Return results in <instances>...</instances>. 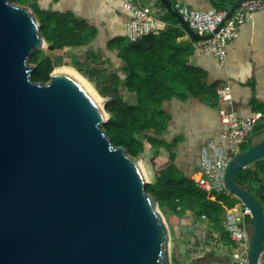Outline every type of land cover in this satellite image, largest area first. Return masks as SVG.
Wrapping results in <instances>:
<instances>
[{
    "label": "water",
    "instance_id": "obj_1",
    "mask_svg": "<svg viewBox=\"0 0 264 264\" xmlns=\"http://www.w3.org/2000/svg\"><path fill=\"white\" fill-rule=\"evenodd\" d=\"M189 38L196 34L159 0ZM45 49L33 10L0 0V264H170L169 227L135 159L114 146L108 114L79 80L52 70L34 83L29 56ZM51 50L52 47H47ZM264 157V139L232 156L224 186L248 210L246 264H264V213L233 179Z\"/></svg>",
    "mask_w": 264,
    "mask_h": 264
},
{
    "label": "trees",
    "instance_id": "obj_2",
    "mask_svg": "<svg viewBox=\"0 0 264 264\" xmlns=\"http://www.w3.org/2000/svg\"><path fill=\"white\" fill-rule=\"evenodd\" d=\"M235 1L207 0L211 8L226 12ZM155 3L162 10L159 19L165 24L158 34H146L134 43L126 37H117L107 43L106 49L114 52L120 61L118 70L105 76L108 88L99 86L93 76L94 70L88 66L98 54H84L81 64L74 52L86 48L95 39L97 31L94 25L68 11L42 10L36 4L32 10L46 48L51 46V51H71L70 66L83 75L99 95L106 98L104 109L108 118L102 128L112 144L122 147L133 159L140 157L145 144L154 146L158 152H166V161L161 166L162 176L145 184L146 192L157 202L158 209L179 219L189 212L193 222H203L209 235L216 236L217 244L231 247L233 243L224 231V215L227 209L240 205V201L230 193L211 198L191 177L183 175L176 167V141L165 143L162 139L169 120L163 109L164 102L195 98L211 103L220 86L207 83L205 72L189 63L193 52L192 39L185 38V30L167 13L159 0ZM47 51L37 49L29 56V64L34 66L31 76L34 83H47L56 66ZM98 74L100 72H95V75ZM257 124L253 133L264 128L263 123ZM252 145L245 141L239 151ZM252 166L253 162L236 171L233 179L240 185L249 184L248 191L263 208L264 176ZM245 222L251 223L249 214L245 216ZM204 257L223 264L229 260L227 254L216 256V251ZM170 260L171 264L178 262L172 256Z\"/></svg>",
    "mask_w": 264,
    "mask_h": 264
},
{
    "label": "crops",
    "instance_id": "obj_3",
    "mask_svg": "<svg viewBox=\"0 0 264 264\" xmlns=\"http://www.w3.org/2000/svg\"><path fill=\"white\" fill-rule=\"evenodd\" d=\"M34 1L39 7L43 0ZM56 1L52 0L54 4H56ZM137 1L144 4V0ZM170 1H179L198 10L211 8L207 0ZM112 6L114 7L104 6L103 9L92 14L89 19L82 18L94 25L97 31L95 39L86 47L87 51L85 54L90 52L98 54L94 47H99L102 44L106 48L110 40L117 37H126L125 23L127 14L120 6L118 7L116 4ZM94 11L96 10H92V12ZM68 12L79 17L72 11ZM102 12H106V15L102 14ZM159 26L161 28L165 26L160 19ZM185 38H188L187 34ZM188 60L190 64L201 68L205 72L207 83H215L220 87L226 84L230 86L231 107L240 116L249 117L255 113H260L261 118L258 124H264L263 13H255L251 19L246 20L238 28V36L226 47V57L223 63H220L218 58L213 55H201L194 51ZM108 87L109 84L106 83L103 88ZM219 106L220 103L217 101V97L211 103L195 98H187L182 101L171 99L163 103V109L169 116V120L162 133V139L165 143L176 141L174 148L175 165L183 175L191 177L195 182L201 174L199 166L201 148L209 141L220 143L221 134L225 130L218 117ZM263 139L264 128L260 132L250 133L245 141L254 145ZM155 156L159 168L154 169H160L161 171V166L165 163L167 154L164 150L160 152L157 150ZM252 167L264 176V157L254 161ZM169 236L170 242H173V239L175 241V235L172 238L169 232ZM173 253L177 259V252L174 248L170 250V256H173ZM216 256L224 255L216 254ZM203 259L207 258L204 257ZM218 262L213 259L211 264Z\"/></svg>",
    "mask_w": 264,
    "mask_h": 264
},
{
    "label": "built area",
    "instance_id": "obj_4",
    "mask_svg": "<svg viewBox=\"0 0 264 264\" xmlns=\"http://www.w3.org/2000/svg\"><path fill=\"white\" fill-rule=\"evenodd\" d=\"M120 1L122 10L127 14L125 29L129 42L134 43L146 34L160 32L161 27L154 0L148 1V4H141L137 0ZM171 4L198 35H207L213 32L227 13L214 8L198 10L179 1ZM257 12L264 14V0H250L240 4L212 38L205 41L192 39L190 41L192 50L201 55H213L218 58L220 63H223L226 57V47L238 36V28ZM216 97L220 103L218 117L225 130L221 134L220 143L209 141L201 148L199 160L201 174L196 179L197 186L211 198H214V195L229 193L223 180L225 167L228 160L239 152L240 146L261 118L260 113L243 117L232 109V96L228 84L216 90ZM247 214H249L248 210L242 204L225 211L224 231L233 243L231 247L217 244L216 236L209 235L206 225L203 222H193L191 218L199 234L187 245L186 253L193 260H201L206 254L219 248L228 254V264H245L247 250L245 216ZM173 216L176 217L174 214Z\"/></svg>",
    "mask_w": 264,
    "mask_h": 264
},
{
    "label": "rangeland",
    "instance_id": "obj_5",
    "mask_svg": "<svg viewBox=\"0 0 264 264\" xmlns=\"http://www.w3.org/2000/svg\"><path fill=\"white\" fill-rule=\"evenodd\" d=\"M148 1L150 0H144V3L148 4L149 3ZM154 1L156 2V0ZM19 4L20 6H24L29 9H32V6L35 4V1L34 0H19ZM113 4H116L118 5V7L119 6L121 7L120 0H57L56 4H54L52 0H43L39 4V8L42 10H58V11L68 10V11H72L73 13H75L77 16L81 18L89 19L92 14L100 11L106 5L113 8L114 7L112 6ZM155 9L158 12L157 16H160L162 13V10L159 8V5L157 3H155ZM92 10H96V11L92 12ZM102 14L106 15V12H102ZM96 47H94V50L98 53V57L93 61L91 60L92 62L88 63V66H91L94 72L95 71L100 72V76L99 74L98 76L95 75V73H93L94 74L93 76L95 77V79L98 80L99 86L104 87V85L107 83L105 76L107 74H112L116 72L120 66V61L115 56L114 52H110L106 50V48H104L102 44L99 45V47L98 46ZM44 50H47V48H45ZM86 51H87L86 48L74 51L78 55V58L81 64H83V60H84L83 55L85 54ZM47 53L56 64L53 70L60 69L62 67L73 69L70 66L71 54H72L71 51L48 50ZM88 66L86 68H88ZM78 74L82 76L89 83L91 88L101 98V102L103 104L106 98L99 95L96 89L94 88V86L83 75H81L80 73ZM156 151H157V148H155L154 146L145 144L142 154L140 155V157L135 159V161H137L139 165L141 166V169L145 175L146 183L150 182L155 177L162 176L160 169H154L157 167L159 168L158 163L156 161V156H155ZM263 213H264V206H263ZM162 215L169 227V232L171 234V237L173 238V236L175 235V241L174 239H173V242L169 241V252L173 248L176 250L177 260H178L177 264H211L212 263L213 259L207 258V259H201V260H195V259L193 260L186 253L187 245L190 243L191 240L196 238L197 235L199 234L197 231L198 229L195 227V224L192 222L189 213H186L180 219L174 217L173 214H170V213H162ZM215 251H216V254L218 255L225 254L219 248H216ZM172 257L173 259H175L174 253Z\"/></svg>",
    "mask_w": 264,
    "mask_h": 264
},
{
    "label": "bare ground",
    "instance_id": "obj_6",
    "mask_svg": "<svg viewBox=\"0 0 264 264\" xmlns=\"http://www.w3.org/2000/svg\"><path fill=\"white\" fill-rule=\"evenodd\" d=\"M54 73H59V74H68V75H73L75 76L79 82L86 88V90L94 97V99L102 105L101 98L96 94V92L91 88L89 83L82 77L80 76L75 70L67 67H62L60 69H56L53 71Z\"/></svg>",
    "mask_w": 264,
    "mask_h": 264
}]
</instances>
